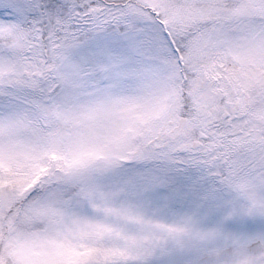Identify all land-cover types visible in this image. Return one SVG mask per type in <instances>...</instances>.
<instances>
[{"label":"snow or ice","instance_id":"obj_1","mask_svg":"<svg viewBox=\"0 0 264 264\" xmlns=\"http://www.w3.org/2000/svg\"><path fill=\"white\" fill-rule=\"evenodd\" d=\"M0 264H264V0H0Z\"/></svg>","mask_w":264,"mask_h":264}]
</instances>
